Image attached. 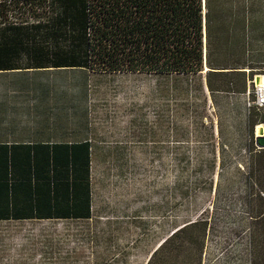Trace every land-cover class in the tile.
<instances>
[{
	"label": "rangeland",
	"instance_id": "obj_1",
	"mask_svg": "<svg viewBox=\"0 0 264 264\" xmlns=\"http://www.w3.org/2000/svg\"><path fill=\"white\" fill-rule=\"evenodd\" d=\"M247 14L253 75L264 70V0ZM87 72L92 216L0 221V264H145L176 225L198 219L207 220L201 264H264V149L215 154L219 136L248 147L261 114H248L245 91L212 96L199 78Z\"/></svg>",
	"mask_w": 264,
	"mask_h": 264
},
{
	"label": "trees",
	"instance_id": "obj_2",
	"mask_svg": "<svg viewBox=\"0 0 264 264\" xmlns=\"http://www.w3.org/2000/svg\"><path fill=\"white\" fill-rule=\"evenodd\" d=\"M253 5L255 0H0V23H5L0 34L11 27L8 21H15L8 15L16 14L18 27H26L31 40L56 38V60H0V68L52 63L188 82L199 78L197 85L212 96L245 91V73L246 80L253 76L251 60L245 57L246 30L255 27L247 9ZM251 109L259 111L251 107L248 114ZM259 113L254 125L264 120ZM84 144L79 149L88 171V141ZM248 145L258 152L264 149H255L252 141ZM82 208L74 205L71 212L56 211V216L90 218L89 205ZM206 227L207 220L198 219L174 228L145 264H152L158 253L162 264H201Z\"/></svg>",
	"mask_w": 264,
	"mask_h": 264
},
{
	"label": "crops",
	"instance_id": "obj_3",
	"mask_svg": "<svg viewBox=\"0 0 264 264\" xmlns=\"http://www.w3.org/2000/svg\"><path fill=\"white\" fill-rule=\"evenodd\" d=\"M17 16L8 15L15 21H8L11 27L0 34V60H56V38L31 40L27 28L18 27ZM87 71L91 70L52 63L0 68V221L74 220L78 217L56 216V211H69L74 205L85 211L88 204L92 213ZM78 74L79 86L74 83ZM222 138L217 140L218 158L226 149L246 156L241 137ZM87 141L88 171L79 149H85Z\"/></svg>",
	"mask_w": 264,
	"mask_h": 264
},
{
	"label": "built area",
	"instance_id": "obj_4",
	"mask_svg": "<svg viewBox=\"0 0 264 264\" xmlns=\"http://www.w3.org/2000/svg\"><path fill=\"white\" fill-rule=\"evenodd\" d=\"M257 75L260 76L259 82H256L255 80V77ZM244 93L246 94L248 112L251 107H255L264 114V70L259 73L253 74V76L248 79L247 88ZM257 126L262 127V134L264 135V120L259 121V123H256L254 125L253 132L247 136L248 143L252 141L253 145L255 146V149L264 148L258 146L255 143V137L256 135H258ZM242 151L245 155H249L251 152V150L249 149V145L248 147H244Z\"/></svg>",
	"mask_w": 264,
	"mask_h": 264
},
{
	"label": "water",
	"instance_id": "obj_5",
	"mask_svg": "<svg viewBox=\"0 0 264 264\" xmlns=\"http://www.w3.org/2000/svg\"><path fill=\"white\" fill-rule=\"evenodd\" d=\"M255 80H256V82H259L260 76L257 75L255 77ZM257 132H258V135H256V137H255V143L260 147H264V135L262 134L263 131H262L261 126H257Z\"/></svg>",
	"mask_w": 264,
	"mask_h": 264
}]
</instances>
